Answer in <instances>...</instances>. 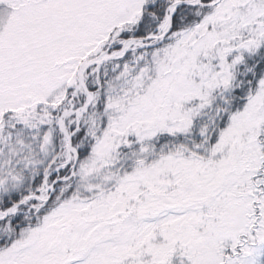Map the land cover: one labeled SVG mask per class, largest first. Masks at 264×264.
I'll list each match as a JSON object with an SVG mask.
<instances>
[{"label": "snow or ice", "instance_id": "obj_1", "mask_svg": "<svg viewBox=\"0 0 264 264\" xmlns=\"http://www.w3.org/2000/svg\"><path fill=\"white\" fill-rule=\"evenodd\" d=\"M0 264H264V0H0Z\"/></svg>", "mask_w": 264, "mask_h": 264}]
</instances>
